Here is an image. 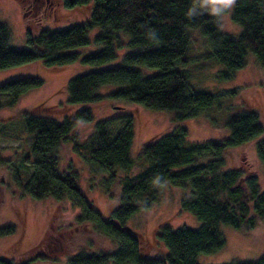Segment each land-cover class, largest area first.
<instances>
[{
	"label": "trees",
	"instance_id": "obj_1",
	"mask_svg": "<svg viewBox=\"0 0 264 264\" xmlns=\"http://www.w3.org/2000/svg\"><path fill=\"white\" fill-rule=\"evenodd\" d=\"M18 1L22 7L34 6L29 0ZM60 3L69 8H88L89 20L62 30L42 28L37 35L28 26L27 47L20 49L10 46V30L0 23V70L37 60L55 69L75 63L101 66L117 58L116 49L128 35V46L133 51L123 56L120 65L81 74L67 82L64 87L67 104L97 103L103 99L98 90L114 84L124 86L112 95L117 99L151 109L178 110L169 129L142 146L139 158L147 161L148 166L136 177L123 179L118 205L108 219L87 200L79 187L77 173L71 168L61 169L57 150L64 143H74L82 149L91 169L108 173L112 184L118 178V170L130 169L135 163L130 153L133 116L123 113L97 122L84 144L78 143L75 129L79 123L93 120L89 108L78 110L62 122L45 116L44 105L14 117L32 138L29 151L12 170L15 185L34 199L52 197L69 202L79 211L75 218L78 224H92L94 230L116 243L113 251L79 249L67 264H198L200 254H211L224 247L220 224L242 230L253 228L264 218V189L260 188L258 177L241 168L223 169L225 152L263 132L259 115L244 107L224 120L230 129L228 138L220 142H189L183 122L208 114L216 98L209 91L189 84L186 74L176 65L190 59L188 29H199L214 46L213 56L229 72L245 66L248 51L264 70V0H237L232 12V20L242 29L237 38L222 33L217 18L208 12L189 18L187 12L193 0H61ZM94 27L101 29L94 41L102 48L81 56L76 50L90 45L88 31ZM140 67L156 72L146 75ZM43 84L38 76L1 83L0 112L14 107L23 95ZM65 107L63 111L68 109ZM256 152L264 162V140L257 143ZM203 159L208 160L201 162ZM166 181L174 187L190 188V195L181 199V209L196 216L202 224L196 230L187 227L173 230L162 224L157 237L168 253L157 257L146 252L143 236L128 227L127 221L157 200L155 184ZM12 232V226L1 227L0 237ZM52 257L54 254H48L41 242L16 257H0V264H32ZM229 264H264V256L257 261Z\"/></svg>",
	"mask_w": 264,
	"mask_h": 264
},
{
	"label": "rangeland",
	"instance_id": "obj_2",
	"mask_svg": "<svg viewBox=\"0 0 264 264\" xmlns=\"http://www.w3.org/2000/svg\"><path fill=\"white\" fill-rule=\"evenodd\" d=\"M60 1L29 0L34 6L22 7L18 0H0V23L6 24L10 30V46L15 49L27 47L28 26L32 34L37 35L42 28L62 30L89 20L88 8H69ZM232 12L223 21V27L219 28L222 33L237 38L242 29L232 20ZM100 32L99 27L90 29V45L76 51L84 56L100 50L102 46L94 41ZM188 33L190 59L184 64L176 65V68L186 74L189 84L209 91L216 98L215 104L206 112L208 114L183 122L188 130V141L220 142L230 136V129L224 125V120L230 114L244 107L256 111L263 132L247 143L225 152L226 165L223 170H248L258 177L259 186L264 189V162L256 152L257 143L264 140V70L254 54L248 51L245 66L233 73L229 72L213 56L214 46L208 37L199 29H188ZM128 39V35L122 38L123 45L116 49L117 58L101 66L75 63L55 69L46 67L42 61L37 60L0 70V84L27 76H38L44 81L42 87L23 95L14 107L0 112V228H14V232L0 237V257H16L41 242L48 254L53 253L54 257L32 264H67L73 253L88 247L90 252L115 249L116 243L94 230L92 224L77 223L75 218L79 211L69 202H59L52 197L34 199L15 185L12 170L20 165L23 155L29 151L32 138L14 117L44 105L47 108L43 110L45 116L62 122L65 117L74 115L78 110L89 108L93 120L79 123L75 129L78 143L84 144L93 133L97 122L123 113L133 116L134 139L130 153L135 163L130 169L118 170V178L112 184L108 181V173H96L91 169L82 149L76 148L74 143H64L57 150L61 169L67 171L71 168L77 173L79 187L87 200L104 219H108L118 205L123 179L136 177L148 166L147 161L139 158L142 146L153 137L166 132L178 110L151 109L117 99L112 95L124 86L114 84L104 85L98 90L103 99L97 103L69 106L64 87L70 79L78 75L120 65L123 56L133 51L128 46ZM140 69L146 75L156 72L143 67ZM64 107L68 109L63 111ZM206 160L208 159L201 162ZM155 190L158 194L157 200L149 208L131 217L127 225L143 236L149 255L165 257L168 249L157 237V230L162 224L173 230L181 227L196 230L202 223L196 216L181 209V199L190 195L189 187H174L166 181L155 184ZM220 231L225 239L224 247L211 254H200L197 258L198 264L257 261L264 256V218L258 220L249 230L220 224Z\"/></svg>",
	"mask_w": 264,
	"mask_h": 264
},
{
	"label": "clouds",
	"instance_id": "obj_3",
	"mask_svg": "<svg viewBox=\"0 0 264 264\" xmlns=\"http://www.w3.org/2000/svg\"><path fill=\"white\" fill-rule=\"evenodd\" d=\"M236 5L237 0H193L187 16L191 18L197 14H202V12H208L216 17L217 24L223 27V21L231 14Z\"/></svg>",
	"mask_w": 264,
	"mask_h": 264
}]
</instances>
